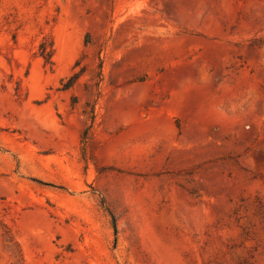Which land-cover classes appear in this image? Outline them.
Here are the masks:
<instances>
[{"label":"rangeland","instance_id":"1","mask_svg":"<svg viewBox=\"0 0 264 264\" xmlns=\"http://www.w3.org/2000/svg\"><path fill=\"white\" fill-rule=\"evenodd\" d=\"M0 264H264V0H0Z\"/></svg>","mask_w":264,"mask_h":264},{"label":"trees","instance_id":"2","mask_svg":"<svg viewBox=\"0 0 264 264\" xmlns=\"http://www.w3.org/2000/svg\"><path fill=\"white\" fill-rule=\"evenodd\" d=\"M90 36L89 34L86 35L84 42L85 44L90 42ZM53 41L52 39H46L45 37L43 38V40L40 42L39 47H38V53L39 55L43 58L44 63L45 64H49L52 65L53 64ZM99 61H98V65H97V71H96V92L95 95L96 97H98L100 95V86L99 83L102 80V59L101 57H98ZM81 58H77L73 64L71 73L69 75H67L66 77L62 78L60 81V89L61 90H65L68 89L70 87L73 86V84L78 80V78L80 77V75L84 72V66L80 65L81 63ZM89 119H90V124L85 128V134H87L89 128L91 127V124L93 123V119H94V113H93V108L90 110V115H89ZM112 216V226H113V230L114 233H116V223H115V219H114V215Z\"/></svg>","mask_w":264,"mask_h":264}]
</instances>
